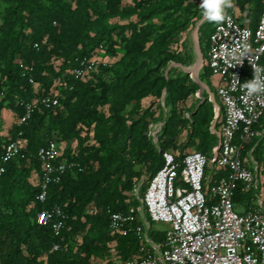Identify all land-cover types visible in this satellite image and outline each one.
Wrapping results in <instances>:
<instances>
[{
	"label": "trees",
	"instance_id": "trees-1",
	"mask_svg": "<svg viewBox=\"0 0 264 264\" xmlns=\"http://www.w3.org/2000/svg\"><path fill=\"white\" fill-rule=\"evenodd\" d=\"M8 4L0 23V120L3 110L14 121L8 134L0 133V158L9 141L22 143L24 157L10 162L0 177V261L2 264H113L140 253L138 238L112 235L109 216L139 206L152 177L163 167L162 153L177 152L181 159L193 151L210 159L219 140L224 110L219 114L205 99L196 109L186 107L200 86L189 74L171 75L172 63L183 60L174 50L179 37L201 18L197 0H2ZM239 12V21L256 29L263 0H232L226 15ZM221 23V22H220ZM205 21L199 28L205 65L202 77H212L206 63L210 37L220 24ZM38 45V47H36ZM107 52L121 57L99 64L95 73L76 79L73 69L84 57ZM31 68L29 75L20 68ZM264 68V56L261 59ZM212 90V88H210ZM165 92L164 114L160 98ZM58 95L53 109L38 106L32 118L23 116L19 103L36 96ZM150 100L147 108L143 102ZM164 122L158 147L150 126ZM264 128V119L256 126ZM57 141L60 161L78 162L82 172L68 171L48 190L45 204L37 202L42 165L40 148ZM264 167V137L247 147ZM161 151V153H160ZM211 184L226 175L214 166ZM264 174V169H263ZM147 179L141 187L143 176ZM37 182V183H35ZM250 202L238 193L236 204ZM60 206L68 216L60 237L51 226H40L42 209ZM147 215V214H146ZM150 236L162 243L165 231L153 225ZM59 244L60 249L54 251ZM114 255V260L107 261Z\"/></svg>",
	"mask_w": 264,
	"mask_h": 264
},
{
	"label": "built area",
	"instance_id": "built-area-1",
	"mask_svg": "<svg viewBox=\"0 0 264 264\" xmlns=\"http://www.w3.org/2000/svg\"><path fill=\"white\" fill-rule=\"evenodd\" d=\"M263 56L264 10L255 30L242 25L236 13L226 15L215 27L207 65L219 82L207 95L216 117L219 104L224 110L221 128L211 129L220 147L214 148L211 159L197 151L181 159L171 150L162 153L163 167L152 177L144 195L140 197L138 189L134 191L139 206L131 207L127 213L110 212L111 234H133L141 246L137 256L125 262L115 260L113 264H264V174L254 155L256 146L247 150L256 138L264 137V128H256L264 119V92L249 95L244 87V82L253 78L255 68H262ZM99 64L95 57H84L73 69V75L84 79L95 73ZM20 68L35 86L32 69L24 64ZM4 95L0 91V99ZM59 104L58 95L36 96L31 102L19 103L24 114L18 125L26 124L38 106L53 109ZM163 125L164 122H158L150 126L149 134L157 147ZM61 155L57 141H50L37 152L42 165L40 193L36 197L40 204L47 202L49 187L61 183L68 171L84 170L78 162L60 161ZM19 156L24 157L20 141L4 145L0 177ZM211 160L217 170L226 173L213 184L207 182ZM238 193L250 198L242 211L235 203ZM67 217L56 206L40 210L35 220L40 226H51L54 236L60 237ZM157 223L170 226L162 243L150 236ZM59 249V244L54 246V251Z\"/></svg>",
	"mask_w": 264,
	"mask_h": 264
},
{
	"label": "rangeland",
	"instance_id": "rangeland-1",
	"mask_svg": "<svg viewBox=\"0 0 264 264\" xmlns=\"http://www.w3.org/2000/svg\"><path fill=\"white\" fill-rule=\"evenodd\" d=\"M197 1L200 4L201 0H197ZM6 7H8V4L3 2L2 0H0V23H1V19L3 17V13H4V10ZM237 14L239 15V13H237ZM201 20H203L202 15H201V18L196 20L194 22V24L192 26H190L189 29L186 30L179 37L177 44H175L173 47L174 50L177 52V54H179V56L183 60V62L172 63L166 71V73L168 74L170 72V70H172L171 75L189 74L190 79L192 81H194L195 83H197L200 86V89H201V85H203L205 83L210 88H211V85L213 84V80L211 77H209L207 80L202 77V74L204 72V68H202L196 74L194 72L188 73V70L194 71L191 68L194 67L200 61V57H202L204 59V65H205L204 53L202 51V46L200 44V34H199V31H198V34L195 33V31L197 29V25ZM120 57H121V53H119V55L117 57H115V56H112L111 54H109L107 52H104L103 54L98 55L97 59L100 63L110 64V63H114L117 60H119ZM206 63H207V58H206ZM200 89H199V91H200ZM205 94H206V91H205V88L203 87V90L199 94V96L196 94L188 100V102L186 103V107L189 108L190 110L196 109L197 106L199 105V103L205 99ZM165 96L166 95L163 92V95L161 96V98L159 100L164 114H166L168 112V109L165 107ZM150 100L151 99H148V100H145L143 102V108H147L149 106ZM13 121H14V118H13L12 114L6 110H3L1 113V120H0V133L3 135H5V134L7 135L9 128L11 127V124ZM62 148L66 149L67 146L62 145ZM191 151H193V150H191ZM213 168H214V162H213V160H211L210 161V172H211V170H213ZM262 169H264V167H262ZM146 179H147V176L144 175L142 177L138 187H141L143 182ZM210 181H211V174H208L207 175V182H210ZM35 183H37V182H35ZM239 210L242 211V209H239ZM155 226L157 229L162 230V231H166L167 229L170 228V226L168 224H162V223H157V224H155ZM111 260H114V255H112L110 258H108V260H106V262L111 261Z\"/></svg>",
	"mask_w": 264,
	"mask_h": 264
},
{
	"label": "clouds",
	"instance_id": "clouds-1",
	"mask_svg": "<svg viewBox=\"0 0 264 264\" xmlns=\"http://www.w3.org/2000/svg\"><path fill=\"white\" fill-rule=\"evenodd\" d=\"M232 7V0H201V15L209 22L220 23L225 19L226 9ZM264 68H255L251 80L244 82V87L249 95L264 92Z\"/></svg>",
	"mask_w": 264,
	"mask_h": 264
},
{
	"label": "water",
	"instance_id": "water-1",
	"mask_svg": "<svg viewBox=\"0 0 264 264\" xmlns=\"http://www.w3.org/2000/svg\"><path fill=\"white\" fill-rule=\"evenodd\" d=\"M205 21H206V19L203 18V20H201V21L198 23V25H197V29H196V31H195L196 34H198V31H199L200 26H201ZM203 66H204V59H203L202 57H200V61L194 66V71H192V70H188V73H190V72H194V73L196 74L198 71H200V70L203 68ZM201 86H203V85H201ZM201 92H202V89L199 91V93H201ZM219 147H220V144L218 143V149H219Z\"/></svg>",
	"mask_w": 264,
	"mask_h": 264
},
{
	"label": "crops",
	"instance_id": "crops-1",
	"mask_svg": "<svg viewBox=\"0 0 264 264\" xmlns=\"http://www.w3.org/2000/svg\"><path fill=\"white\" fill-rule=\"evenodd\" d=\"M236 10V14L239 13L237 9ZM238 15V14H237ZM193 68V67H192ZM213 80V84L211 85V88L214 89L215 85L219 82V80L217 78L211 77ZM203 87L205 88L206 93L209 92L210 87L205 83L203 84V86H201V89L203 90ZM200 89V90H201ZM199 93V92H198ZM200 94V93H199ZM218 146V145H217ZM248 202H246L245 204H237L238 208L244 210L245 207H247Z\"/></svg>",
	"mask_w": 264,
	"mask_h": 264
},
{
	"label": "bare ground",
	"instance_id": "bare-ground-1",
	"mask_svg": "<svg viewBox=\"0 0 264 264\" xmlns=\"http://www.w3.org/2000/svg\"><path fill=\"white\" fill-rule=\"evenodd\" d=\"M191 69H193V70H194V67H193V68H191Z\"/></svg>",
	"mask_w": 264,
	"mask_h": 264
}]
</instances>
